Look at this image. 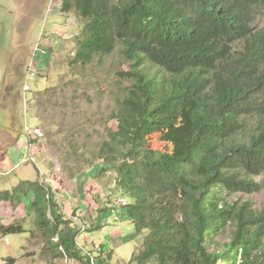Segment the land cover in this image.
<instances>
[{"label": "trees", "instance_id": "trees-1", "mask_svg": "<svg viewBox=\"0 0 264 264\" xmlns=\"http://www.w3.org/2000/svg\"><path fill=\"white\" fill-rule=\"evenodd\" d=\"M60 10L83 23L74 67L117 51L129 66L118 72L117 130L98 155L114 166L116 193L145 234L129 263L264 264V206L230 200L262 190L255 178L264 176V31L255 21L264 0H62ZM187 115L190 137L178 151L151 147L152 135ZM2 202L37 215L46 264H112L103 244L91 255L78 246L77 226L41 181L0 191ZM23 232L0 225V238Z\"/></svg>", "mask_w": 264, "mask_h": 264}, {"label": "rangeland", "instance_id": "rangeland-1", "mask_svg": "<svg viewBox=\"0 0 264 264\" xmlns=\"http://www.w3.org/2000/svg\"><path fill=\"white\" fill-rule=\"evenodd\" d=\"M58 1L44 0L45 10L35 7L31 9L35 14L31 15L23 8H28L32 1L0 0V191H12L23 181H41L52 188L63 214L77 226L79 235L82 225L89 233L93 232L88 222L79 220L83 211L87 210L88 219L93 206L113 209L107 204L118 203L122 208L127 204L116 193L114 166L107 165L98 155L109 131L117 130L112 114L123 96L124 86L118 72L129 66L117 51L102 64L97 60L92 66L74 67L76 37L83 23L75 13L68 17L61 15ZM255 25L264 31V11ZM34 61L35 76L29 81L31 91L25 95L28 67ZM27 127L32 129L33 150L29 144L24 148L16 144L8 146L7 132L29 139ZM180 132L183 134L178 135ZM190 132L187 115L174 130L154 134L149 142L154 149L178 151ZM102 169L106 172L101 173ZM255 179L262 184L260 192L234 195L230 200L249 201L255 209H262L264 176ZM25 203L20 205L25 218L11 224L22 225L28 232L1 236L0 264H46L47 238L39 229L37 215ZM5 204L7 209L12 208L11 204ZM114 221V227H121V235L115 233L113 240L102 243L103 252H112L113 264H130L133 253L143 247L145 234L136 233L130 221ZM112 230L113 227L104 233ZM229 234L217 241L228 240ZM116 237L121 239L118 244ZM79 244L85 249L88 246L91 253V249L99 250L84 238H80ZM57 262L65 264L63 259ZM73 264L80 263L73 261ZM151 264H158L157 260L153 259Z\"/></svg>", "mask_w": 264, "mask_h": 264}, {"label": "crops", "instance_id": "crops-1", "mask_svg": "<svg viewBox=\"0 0 264 264\" xmlns=\"http://www.w3.org/2000/svg\"><path fill=\"white\" fill-rule=\"evenodd\" d=\"M29 1H32L31 3L33 5L31 4L26 9L23 8V11H25V13L28 12L31 15H34L35 13L31 9H33L35 7H37L38 9H40L42 11L45 10L46 6H45V3H44V0H42V1H40V0H29ZM57 3L59 4V5L57 4L59 12H60L61 15H63L61 10H60L62 0H59ZM65 16L68 17L69 15H65ZM42 19H43V17H42ZM62 19L63 18H61V17L59 18L60 21H62ZM24 33L20 36L21 38L24 35ZM17 34L19 35L18 32H17ZM6 136L9 139L8 146L16 144V145H20L21 147L23 146V148H24V147H27V145L29 144L28 137H25V136H24L25 138L23 136L15 137V136L11 135L8 132H7ZM6 161H8V159H6ZM2 166H3V169H5V164L2 165ZM5 203L6 202H2L0 204V225L8 226V225H10L12 223V221L18 220V218H23V219L25 218L24 217L25 216V211L23 210V206L22 207L18 206V208L15 210V212H13V207L11 208V206L8 204L11 209H7L6 208L7 204H5ZM107 205L112 206L113 209H110L109 207H108V209L106 207L104 209V207L103 208H99L97 206H93L91 208V217L90 218H88V219L86 218L87 210L83 211V213L81 215L82 218H80V221H82L84 224L88 222V224L91 227V230L93 229V232L92 233L88 232L87 236L84 237V239L88 240L90 244H96L97 247H100V245L102 243L106 244V241H108V240H113V235L115 233L121 235L120 234V232L122 231L121 227L120 226H115L114 227V225H115V221L114 220L115 219L118 220L119 222H121V221H130L131 222V220H129V218L127 216V210L125 208H122L118 203L116 204V203L113 202L112 204L109 203ZM115 207H116V209H114ZM3 209H5V210H3ZM8 210H10V211H8ZM30 214H32V213H30ZM112 227H113V230L109 234H105L104 233V232H108L109 229H111ZM98 233H100L99 235H101L100 238L97 237ZM115 240L117 241L116 244H118L119 240H121V239H120V237H116ZM87 247H86V249H88ZM108 248L109 247H107L106 249H108ZM104 251H105V249H104ZM132 256H131V258H132ZM112 264H113V261H112Z\"/></svg>", "mask_w": 264, "mask_h": 264}, {"label": "built area", "instance_id": "built-area-1", "mask_svg": "<svg viewBox=\"0 0 264 264\" xmlns=\"http://www.w3.org/2000/svg\"><path fill=\"white\" fill-rule=\"evenodd\" d=\"M34 63H36L35 61L31 63V65L28 67V73L26 75V80H25V83H24V87H23V90H24V94L26 95L29 91H31V86L29 84V81L33 79V77L35 76V65ZM27 130V135L29 136V146H30V149L31 151L33 150V138H32V129L30 128H26ZM80 220V219H79ZM88 234V231H87V227L85 225H82V228L80 229V233L79 235L76 237V241H77V244L80 248H82L85 252L87 251V249L81 247V245L79 244V240L80 238H84L86 237ZM62 249V248H61ZM87 254L91 255L88 251L86 252ZM73 261H70L69 259H66L65 260V264H72ZM93 264H94V260H93Z\"/></svg>", "mask_w": 264, "mask_h": 264}]
</instances>
